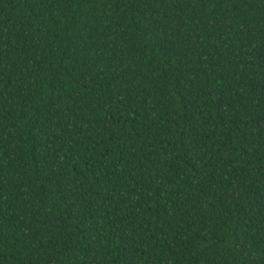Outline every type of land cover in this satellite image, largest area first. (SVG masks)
<instances>
[{
	"label": "trees",
	"instance_id": "obj_1",
	"mask_svg": "<svg viewBox=\"0 0 264 264\" xmlns=\"http://www.w3.org/2000/svg\"><path fill=\"white\" fill-rule=\"evenodd\" d=\"M0 264H264V0H0Z\"/></svg>",
	"mask_w": 264,
	"mask_h": 264
}]
</instances>
